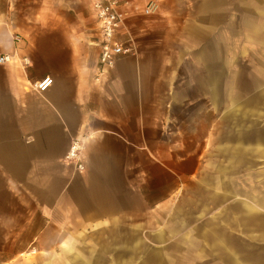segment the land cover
Instances as JSON below:
<instances>
[{
  "label": "crops",
  "instance_id": "0c3cea01",
  "mask_svg": "<svg viewBox=\"0 0 264 264\" xmlns=\"http://www.w3.org/2000/svg\"><path fill=\"white\" fill-rule=\"evenodd\" d=\"M117 1L124 25L116 40L131 38L135 54L102 71L88 0H0V57L12 58L0 65L1 246L19 239L22 249L13 254L115 255L117 262L125 255L202 254L208 238L223 248L210 253L236 260L246 253L237 243L248 236L254 208L264 212V193L254 198L238 189L237 166L253 155L238 139L240 104L229 99L222 108L227 76L214 39L173 56L180 28L169 16L205 14L207 0ZM150 1L159 4L156 17L144 14ZM215 2L210 16L219 11ZM197 24L204 30L203 17ZM194 62L200 69L181 71ZM46 77L52 86L37 92ZM193 93L206 96L208 106L190 99ZM224 110L233 138L221 143L215 114L221 119ZM75 142L81 172L66 161ZM200 190L211 192L206 205L189 198ZM189 206L220 213L194 214ZM171 245L182 250H162Z\"/></svg>",
  "mask_w": 264,
  "mask_h": 264
},
{
  "label": "rangeland",
  "instance_id": "374dc122",
  "mask_svg": "<svg viewBox=\"0 0 264 264\" xmlns=\"http://www.w3.org/2000/svg\"><path fill=\"white\" fill-rule=\"evenodd\" d=\"M151 2L155 4L156 8L151 15H145L147 17L155 16L160 11L159 4L155 1L149 3ZM210 4L211 0H207L205 14L193 9L192 13L184 11L169 16L174 28H180L173 33V56L185 57L188 53L196 50L203 40L207 44L209 40L214 39L218 45L219 66L223 73L226 72L227 76L222 81L224 84L222 87H226L225 91L221 93L222 108L228 109L229 99L240 104L237 105L236 112L238 139H242L243 142L246 141L248 144L244 145L245 150L253 152L252 158L246 162V165L237 166L238 189L255 198L261 196L259 193H264V142L261 146L257 142H252L255 140L264 141V0H219V4L217 2L214 4V9L219 10L215 12V16H210L211 14L207 13L211 10ZM202 17L204 18V30L199 28L200 25L197 24V20ZM212 26L214 29L209 28ZM197 27L198 33L195 30ZM132 43H134L133 40ZM198 69L200 66L194 62L186 68L183 64L181 71L187 74ZM189 82L190 80H188ZM196 86L200 88V83ZM204 97L205 99L200 95H195V93L190 95V99L198 98L199 102H205L208 106L209 101L206 96ZM225 103L227 105H224ZM245 104L248 106L247 109L244 108ZM221 113V119H219L216 112L215 125L220 130L218 134L221 143H223L229 138H233L232 134L228 135L225 131L229 129L228 127H233L232 123L228 125V122L224 121L228 112L224 110ZM206 126L207 124H205ZM220 161L222 162L223 159ZM224 167H228L227 161ZM209 195L211 192L203 190L189 192V198H195L196 202L200 200L202 205L209 202V200L207 201ZM197 208L198 212H196ZM204 208L189 206L188 210L194 214H202L203 209L206 215L220 213L218 208L215 212L211 207V212H209V206ZM251 218L252 220L247 224L248 236L238 240L237 243V250L246 253L238 254L236 260L233 259L232 255L226 253H210L223 250V248L221 245L217 246L216 239L208 238H205V241L213 243V246L210 245L209 247L206 242L202 244L205 251L202 254L125 255L123 258L119 256L117 262L115 255L101 256L84 253L75 256L70 254L41 255L32 249H24L25 253L22 254H13V251L22 249L21 240L18 239L13 240L11 244L10 241H6L4 246H1L0 242V264H85L87 261L88 264H240V258L249 264H264V212L254 208ZM201 223L195 222L192 225L199 226L202 225ZM225 224L228 226V223ZM204 225L209 227L215 224L205 222ZM237 226L239 228L240 223H237ZM239 242L247 247H241ZM81 250L83 251L84 248ZM162 250L176 251L182 249L171 245ZM190 250L196 249L190 248Z\"/></svg>",
  "mask_w": 264,
  "mask_h": 264
},
{
  "label": "built area",
  "instance_id": "2783aa9c",
  "mask_svg": "<svg viewBox=\"0 0 264 264\" xmlns=\"http://www.w3.org/2000/svg\"><path fill=\"white\" fill-rule=\"evenodd\" d=\"M91 12L99 26L100 33V55L99 67L102 71L111 69L119 57L135 54L132 39L127 37L123 41L116 40L117 32L123 27L124 20L120 11V4L117 0H88ZM156 6L153 2L149 3L144 11L145 15H151ZM18 40V38H16ZM12 58L9 56L0 57V65L10 63ZM53 81L46 77L34 85V89L39 93L46 92ZM81 148L78 142L72 144L66 161L73 165L79 172L84 170L81 156Z\"/></svg>",
  "mask_w": 264,
  "mask_h": 264
}]
</instances>
